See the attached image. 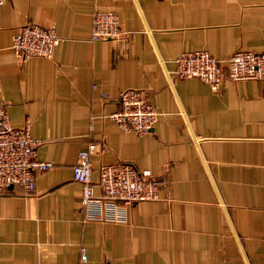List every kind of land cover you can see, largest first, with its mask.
<instances>
[{
    "label": "crops",
    "instance_id": "1",
    "mask_svg": "<svg viewBox=\"0 0 264 264\" xmlns=\"http://www.w3.org/2000/svg\"><path fill=\"white\" fill-rule=\"evenodd\" d=\"M96 9L116 12L123 33L92 40ZM27 23L55 28L52 57L15 53ZM196 50L264 51V0L0 5V101L55 164L32 194L0 191V264H264V79L214 90L176 77L175 58ZM126 89L145 90L162 113L148 134L109 117ZM90 141L95 180L102 164L130 162L161 182L160 199L131 204L124 221L87 219L73 166Z\"/></svg>",
    "mask_w": 264,
    "mask_h": 264
},
{
    "label": "built area",
    "instance_id": "2",
    "mask_svg": "<svg viewBox=\"0 0 264 264\" xmlns=\"http://www.w3.org/2000/svg\"><path fill=\"white\" fill-rule=\"evenodd\" d=\"M7 0H0V5ZM123 33L116 12L96 9L92 40H108ZM61 38L54 27L24 24L14 36L13 49L22 58L52 57ZM173 74L179 78H198L219 90L226 79H264V51H237L218 58L207 50L183 51L176 58ZM119 108L109 114L119 126L140 135L151 132L162 113L143 89H126L118 97ZM38 142L29 132V124L14 126L6 105L0 101V191L19 185L26 194L36 189V174L51 169L52 161L37 158ZM98 145L90 141L80 150L73 166V177L82 184L80 206L87 219L124 221L127 208L136 202L157 200L162 184L150 170H140L133 163L117 161L102 164L98 178H93L92 157ZM100 193H96V188ZM87 259L84 249L82 260ZM113 264V263H108Z\"/></svg>",
    "mask_w": 264,
    "mask_h": 264
}]
</instances>
